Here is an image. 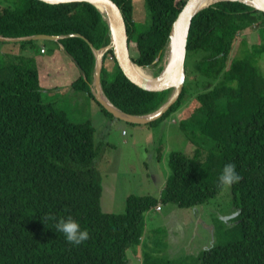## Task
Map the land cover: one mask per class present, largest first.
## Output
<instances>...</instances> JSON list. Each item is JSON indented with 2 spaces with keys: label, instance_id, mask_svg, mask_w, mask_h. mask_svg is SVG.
Instances as JSON below:
<instances>
[{
  "label": "trees",
  "instance_id": "obj_1",
  "mask_svg": "<svg viewBox=\"0 0 264 264\" xmlns=\"http://www.w3.org/2000/svg\"><path fill=\"white\" fill-rule=\"evenodd\" d=\"M111 1L123 17L132 61L160 64L172 25L188 0H144L149 24L142 28L133 20L131 0ZM262 28L264 13L238 0L216 3L193 18L183 91L162 116L149 122L179 113L177 123L193 145L192 153L172 151L171 174L161 194H130L120 213L100 208L101 184L95 167L100 148L94 144L90 118L73 120L70 113L76 109L69 110L59 95L44 99L35 65L27 67L4 55L0 60V264H131L126 251L142 242L145 212L160 203L193 207L212 199L222 190L219 177L226 164H234L242 177L231 186L232 203L240 210L232 227L237 235L203 250L198 260L200 264H264V74L257 63L264 38L252 44L241 38L239 53L230 58L238 34ZM35 34L60 36L56 42L82 67L63 92L80 97L73 100V107L93 99L108 112L90 85L95 63L90 44L98 49L109 42L102 14L87 2L0 1V36ZM109 57L113 70L106 65ZM102 60V91L126 113L149 114L172 93V88L151 91L136 84L117 65L112 49ZM187 96L192 99L183 107ZM49 214L56 220H46ZM69 216L90 234L80 246L69 244L54 226ZM149 251L153 252L144 251L145 264L161 263Z\"/></svg>",
  "mask_w": 264,
  "mask_h": 264
},
{
  "label": "rangeland",
  "instance_id": "obj_2",
  "mask_svg": "<svg viewBox=\"0 0 264 264\" xmlns=\"http://www.w3.org/2000/svg\"><path fill=\"white\" fill-rule=\"evenodd\" d=\"M131 2L135 23L140 28L148 26L149 14L145 9V1ZM241 38H246L248 44L259 42L264 38V28L238 34L230 58L239 53ZM60 47L55 40L49 39H31L24 43L0 40V60L9 54L15 63L27 67L34 64L38 67L44 99L59 95V98L62 97L60 101L66 103L69 110L76 109L70 113L73 120L90 118L94 126L93 141L100 148L95 167L100 177L102 211L123 212L130 194L158 197L171 174V152L181 150L192 153L193 145H190L176 122L179 113L149 124L128 121L109 111L105 113L93 99L88 104L82 101L81 107H73V100H81L80 97L71 91L63 92L67 91L71 76L78 68L73 58ZM35 54H38L39 64L31 61ZM257 59L264 74V52ZM111 64L112 59L109 57L106 65L110 68ZM159 65L144 67L155 75L160 71L156 72ZM91 89H94L93 85ZM191 99L187 96L183 107ZM236 210L232 203L231 187L223 188L212 199L193 207L160 203L145 212L142 242L138 246H129L126 256L131 264H145L144 251L153 250L149 251L150 257L158 256L159 264H200L198 257L203 250L237 235L232 229L237 220L224 222Z\"/></svg>",
  "mask_w": 264,
  "mask_h": 264
},
{
  "label": "water",
  "instance_id": "obj_3",
  "mask_svg": "<svg viewBox=\"0 0 264 264\" xmlns=\"http://www.w3.org/2000/svg\"><path fill=\"white\" fill-rule=\"evenodd\" d=\"M42 1V0H40ZM215 1L214 3H211ZM223 1H234V0H188L184 5L183 9L179 13L177 19L172 25V29L169 36V47H170V58L168 62L161 67L160 71L151 76H145L133 69L135 62L129 56L128 52V35L124 24L123 17L117 8V6L111 0H51L50 4H63V3H75V2H87L92 4L106 20L109 29V42L107 45L100 48H95L90 44L94 54L95 63L92 73V80L90 85L94 89H91L95 99L109 112L113 113L117 117L132 121L135 123H149L162 114H164L180 97L186 79L185 70V54L187 39L189 36V30L193 18L201 11L207 9L211 5H214ZM258 12L264 13V0H238ZM102 10H101V9ZM106 14L105 18L103 12ZM58 35L48 34H35L24 37H3L0 36V40H25V39H49L58 40ZM112 49L113 56L117 62V65L121 68L124 74L129 77L132 81L136 82L139 86L144 89L151 91H160L172 88V93L167 101L158 107L155 111L149 114L135 115L129 114L118 107L114 106L104 95L101 82H100V71L102 67V57L106 51ZM166 57V51L164 54ZM80 70L82 67L79 63H76ZM137 64V63H136ZM143 66V65H142ZM104 97L106 102L101 98Z\"/></svg>",
  "mask_w": 264,
  "mask_h": 264
},
{
  "label": "clouds",
  "instance_id": "obj_4",
  "mask_svg": "<svg viewBox=\"0 0 264 264\" xmlns=\"http://www.w3.org/2000/svg\"><path fill=\"white\" fill-rule=\"evenodd\" d=\"M43 3H50L51 0H42ZM242 177L236 172V166L234 164H226L223 168L222 174L219 177V187L221 189L231 187L234 183H239ZM240 215V210H236L231 213L225 219L227 220L235 219ZM46 220H56V217L49 214L45 217ZM56 231L62 233L69 244L74 246H80L88 239H90V234L87 230H81L79 223L71 216L61 218L57 223H55Z\"/></svg>",
  "mask_w": 264,
  "mask_h": 264
},
{
  "label": "bare ground",
  "instance_id": "obj_5",
  "mask_svg": "<svg viewBox=\"0 0 264 264\" xmlns=\"http://www.w3.org/2000/svg\"><path fill=\"white\" fill-rule=\"evenodd\" d=\"M215 1H212L211 3H214ZM101 9V8H100ZM102 10V9H101ZM103 12V11H102ZM103 16L105 17V18H107L106 17V14L103 12ZM170 58V47H169V45L167 46V49H166V57H164V58H162V60H161V65L162 66H164L167 62H168V59ZM133 69L136 71V72H138V73H140V74H142V75H145V76H151V72L149 71V69L147 68V67H144V66H142V65H139V64H136V63H134V65H133ZM101 98L106 102V100L104 99V97L101 95Z\"/></svg>",
  "mask_w": 264,
  "mask_h": 264
},
{
  "label": "crops",
  "instance_id": "obj_6",
  "mask_svg": "<svg viewBox=\"0 0 264 264\" xmlns=\"http://www.w3.org/2000/svg\"><path fill=\"white\" fill-rule=\"evenodd\" d=\"M4 41H11V42H19V40H4ZM56 41V40H55ZM57 46H58V48L60 47L61 48V50H63V48H62V45L60 44V43H58L57 42ZM64 51V50H63ZM38 54H35V57L33 58V62L35 63V64H39L38 63ZM73 61V63L74 64H76L75 62H74V60H72ZM77 68H78V71L77 72H75V74H72V76H71V82L82 72V70H80L79 69V67H78V65L76 64L75 65ZM36 69H37V72H38V67H36ZM38 77H39V72H38ZM39 82H40V80H39ZM53 88V87H52ZM52 88H50V89H52ZM176 122H177V120H176Z\"/></svg>",
  "mask_w": 264,
  "mask_h": 264
}]
</instances>
